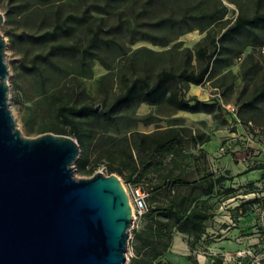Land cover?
Returning <instances> with one entry per match:
<instances>
[{"label":"rangeland","instance_id":"374dc122","mask_svg":"<svg viewBox=\"0 0 264 264\" xmlns=\"http://www.w3.org/2000/svg\"><path fill=\"white\" fill-rule=\"evenodd\" d=\"M84 10L85 23H65L71 28L69 36L41 44L25 40ZM0 14L8 108L26 138L43 130L72 138L70 126L55 115L56 107L89 106L101 111L135 79L151 83L161 70L186 69L196 75L209 64L203 83L189 84L185 96L213 104L211 114L175 111L167 104H138L112 122L67 117L91 136L87 168L93 170L80 173L73 166V175L79 179L95 173L108 176L102 153L130 132L147 134L183 126L204 133L209 139L203 146L209 168L228 174L226 185L237 189V196L211 200L213 218L190 253L201 264H264V101L254 108L247 106L264 71V27L221 37L237 17L264 15V0H0ZM54 45L73 46L78 52L55 54L51 64L35 59ZM214 45L216 54L209 63L198 58V49L209 54ZM32 62L41 76L21 68ZM118 179L126 193L129 187L138 188ZM249 199L260 202L247 207L243 215L237 207ZM141 226L140 219L132 216L124 264L133 255L132 230Z\"/></svg>","mask_w":264,"mask_h":264},{"label":"trees","instance_id":"16d2710c","mask_svg":"<svg viewBox=\"0 0 264 264\" xmlns=\"http://www.w3.org/2000/svg\"><path fill=\"white\" fill-rule=\"evenodd\" d=\"M87 10L80 16L67 15L60 23H55L50 31L38 35H27L30 43H47L71 34L66 22L85 23ZM264 27V15L255 14L250 18L237 17L221 37H232L252 28ZM95 39L92 38V44ZM214 43V42H213ZM217 46L212 53L198 49V58L209 63L215 57ZM78 51L73 46H50L44 55L35 57L41 63L51 64L55 54L73 56ZM26 73L41 76L40 69L34 65L21 67ZM207 64L198 74L192 75L186 69L178 73L159 71L153 80L139 78L126 85L121 93L101 111L89 106L56 107L55 115L70 126V135L79 147V158L74 168L80 173H91L87 168L89 160L90 132L76 128L70 119L96 117L104 122H112L119 113L130 107L145 104L157 106L167 104L175 111L189 114L213 112V104L186 97L189 84L199 86L209 73ZM264 101V71L259 89L247 102L254 108ZM146 124V122H144ZM48 130L39 131L43 133ZM59 133L62 131L57 130ZM58 133V134H59ZM209 142L204 133L192 132L183 126L168 127L151 133L130 132L115 140L102 153L105 172L115 174L127 184L136 186L146 194V211L139 217L142 226L132 230L129 245L133 255L127 264H169L164 256L168 252L173 234L183 235L186 245L193 250L196 242L206 235V222L213 218V198L223 200L237 196V189L226 185L228 174L214 172L209 168L203 146ZM264 170V166L261 167ZM144 185V186H143ZM246 195V193H244ZM260 202V199L241 200L238 209L246 214L247 207ZM197 264L196 262H193Z\"/></svg>","mask_w":264,"mask_h":264},{"label":"water","instance_id":"95a60500","mask_svg":"<svg viewBox=\"0 0 264 264\" xmlns=\"http://www.w3.org/2000/svg\"><path fill=\"white\" fill-rule=\"evenodd\" d=\"M4 48L0 35V264H124L132 214L122 182L75 178L73 138L21 135L8 108Z\"/></svg>","mask_w":264,"mask_h":264},{"label":"crops","instance_id":"0c3cea01","mask_svg":"<svg viewBox=\"0 0 264 264\" xmlns=\"http://www.w3.org/2000/svg\"><path fill=\"white\" fill-rule=\"evenodd\" d=\"M206 150V147H203ZM185 237L180 234L172 236L171 244L169 246L168 252L165 254L164 259L169 264H201L198 260L193 258L191 254L193 251L187 248L186 243H184ZM186 239V238H185ZM183 241V244H181ZM191 252V253H190Z\"/></svg>","mask_w":264,"mask_h":264},{"label":"built area","instance_id":"2783aa9c","mask_svg":"<svg viewBox=\"0 0 264 264\" xmlns=\"http://www.w3.org/2000/svg\"><path fill=\"white\" fill-rule=\"evenodd\" d=\"M230 112H233V109H231ZM126 194L132 209V216L139 218L146 211V194L140 191L138 188L131 189L130 187L129 192Z\"/></svg>","mask_w":264,"mask_h":264},{"label":"bare ground","instance_id":"6f19581e","mask_svg":"<svg viewBox=\"0 0 264 264\" xmlns=\"http://www.w3.org/2000/svg\"><path fill=\"white\" fill-rule=\"evenodd\" d=\"M129 206H130V204H129ZM130 213L132 214V209H131V206H130Z\"/></svg>","mask_w":264,"mask_h":264}]
</instances>
